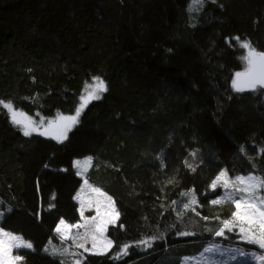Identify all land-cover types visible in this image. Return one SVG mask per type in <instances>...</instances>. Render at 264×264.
<instances>
[{"label": "trees", "instance_id": "1", "mask_svg": "<svg viewBox=\"0 0 264 264\" xmlns=\"http://www.w3.org/2000/svg\"><path fill=\"white\" fill-rule=\"evenodd\" d=\"M191 1L0 0V101L68 115L94 77L107 85L62 142L23 135L0 105V227L33 245L16 251L20 264H68L44 249L69 245L60 219L80 220L75 159L92 158L89 181L120 213L107 230L113 246L82 264H180L234 211L211 203L222 194L215 177L264 178V88L232 87L247 66L234 38L264 52V0ZM184 192L195 211L182 209ZM237 230L224 242L256 250Z\"/></svg>", "mask_w": 264, "mask_h": 264}, {"label": "snow or ice", "instance_id": "2", "mask_svg": "<svg viewBox=\"0 0 264 264\" xmlns=\"http://www.w3.org/2000/svg\"><path fill=\"white\" fill-rule=\"evenodd\" d=\"M194 3L201 4L203 0H194ZM240 43V46L247 50V54L243 57L246 61V68L243 72H237L235 78L232 81V87L238 91H244L246 89L256 90L257 87L264 88V52L257 51L252 47L248 41H240L239 37L234 38ZM107 91V85L100 77H94L93 83L86 89L87 98L100 99L101 94ZM82 99H84L82 97ZM0 105L8 111L11 117V121L14 125L20 127L23 131V135L30 136L33 132H38L40 135L51 136L53 139L62 142L67 138V133L71 130L72 126L78 122L80 112L84 107L81 103L77 108L75 115L72 116H58L55 120L47 122V126L43 127L44 121H40L37 124L21 111H17L11 102L0 101ZM43 127V131L41 128ZM195 155V153H193ZM91 164V157L87 158L83 162L77 161V168H86ZM192 168L191 165H188ZM195 171L194 168H192ZM81 174V173H78ZM172 181L169 180V183ZM87 184V180L84 181ZM222 186L227 194L220 199L212 200L213 205H219L224 202H229L234 205V211L231 213V218L222 220L221 227L215 232L217 236H223L225 230L232 231L234 228H239L242 239L247 240L249 243L258 244L261 249H264V178L257 177L255 175L237 176L235 179H231L228 176L227 170L221 171L215 179L211 182L210 187L215 190L217 186ZM89 187H91L89 185ZM231 189V191H227ZM92 191L97 193L100 197L106 201L103 203L100 200L96 201V215L91 218H84L83 211H81V217L85 219L84 224H69L64 219H60L56 226V232L59 234L61 240L72 239L74 242L77 240L91 239V250L85 247L84 243H79L77 246L82 248L85 252L94 251L95 254H103L105 251L113 246V241L105 238V232L109 224H115L119 218V212L114 206V202L111 197L101 192L99 188H92ZM182 196H191L187 202L182 205L183 210L195 209L192 207L197 204L195 195L191 192H184ZM76 199H80L77 194ZM173 205L178 202L173 201ZM83 201H81V209H83ZM101 207L104 211L101 212ZM182 211L178 210L177 215L181 216ZM198 214V213H197ZM204 219H207L205 217ZM84 228L83 234L77 232L72 234V229ZM192 233L181 232L180 235L187 236ZM156 239L151 237L150 240ZM150 240H142L137 243L151 246ZM32 248L30 242H26L22 237L14 235L11 232L4 231L0 228V264H18L23 259L21 255H12L13 248ZM130 245L125 244L121 250L120 255H126ZM48 251V249H45ZM59 250L52 249V254H57ZM213 248H206L205 252H213ZM68 249H64L63 253H67ZM61 253V254H63ZM119 258V257H117ZM260 264H264V255L255 257ZM74 264H81L79 259L74 261Z\"/></svg>", "mask_w": 264, "mask_h": 264}, {"label": "rangeland", "instance_id": "3", "mask_svg": "<svg viewBox=\"0 0 264 264\" xmlns=\"http://www.w3.org/2000/svg\"><path fill=\"white\" fill-rule=\"evenodd\" d=\"M193 3H194V0L191 1L190 7H191V5ZM200 7H201V4H200ZM239 72H243V71H239ZM234 78H235V76H234ZM92 83H93V81L91 83H88L87 86H85L83 94L81 96L80 103L77 106V108H79L81 103H83L84 104L83 109H84L86 104L89 102V100H91V99L87 98L86 89ZM82 97L84 99H82ZM5 103H7V102H5ZM83 109L81 110V112L83 111ZM16 110L23 112L28 117H31L32 120L35 121L37 124H39L40 121H44L43 127L47 126V122L48 121L55 120L58 116H61V115H63V116H72V115H75V113H76V111H75L73 114H68V115L56 114L53 117H45V116H43L41 114H37V115L33 116V115L27 114L26 112H24L22 110H19V109H16ZM81 112H80V114H81ZM9 116H10V114H9ZM78 119H79V117H78ZM43 127L41 128V131H43ZM20 130L22 131L21 128H20ZM32 134H39V133L38 132H33ZM45 137L53 139L51 136H45ZM54 140H56V139H54ZM87 158H89V157L78 158V159H75L74 162H73V166L75 168V171H76L77 175L81 178L80 187H79L78 191L75 194V200L78 203V210H79L80 220L78 222H76V223H69V224H84L85 223V219L84 218H91V217L96 215V206H97L96 205V201L97 200H100L102 202V204L106 203V201H104V199L102 197H100L97 193L92 191V188H99V187L93 185L89 181L88 176H87L88 171H89V169L91 167V164H92V158H91V164L88 165L86 168H77L76 167V162L77 161L83 162ZM78 173H81V174H78ZM247 175H253V174H239V175H236V176H230L229 175V178L235 179V177H237V176H247ZM85 180H87V182H88L87 184L84 183ZM89 185L91 187H89ZM217 188H221L222 189V194L220 195V198L226 196L227 192L222 186L218 185ZM100 190H101V192L105 193L107 196L111 197L109 194H107L102 189H100ZM227 191H231V189H229ZM262 191H264V190H262ZM77 194H79V197H80L79 200L76 199ZM111 199L114 202V206H115L116 210L118 211L114 199L112 197H111ZM81 201H83V205H84L83 209H81ZM81 211H83V217L84 218L81 217ZM103 211H104V209H103V207H101V212H103ZM3 213H4V211L0 208V220L2 218ZM119 216H120V213H119ZM117 222H118V220L116 221V223ZM66 223H68V222H66ZM110 225H114V224H109L108 227ZM108 227H107V230H108ZM3 230L7 231L5 229H3ZM107 230H106V232L104 234L105 238L111 240V238L107 235ZM55 231H56V228H55ZM7 232H10V231H7ZM77 232L83 234L85 232V229L84 228H78V229L74 228V229H72V234L73 235H75ZM228 232H231V231L225 230L223 236L214 235L215 238L211 239V240H208L204 244L203 249L198 254L193 255V256H185V257H183L181 259L180 264H246L249 261L250 262H254L256 264H260V262L257 261L255 259V257H257L259 255H264V253L262 252V250H264V249H261L258 244L249 243L247 240L242 239V236H241V233L239 232V230H237V233L239 234V236L236 238L237 242L240 241V242H242L244 244L245 243L253 244V245L256 246L257 249L256 250L255 249H251L250 247H247L246 245L238 246L237 244H227L226 242H224V240L229 238V233ZM11 233H13V232H11ZM13 234L14 235H18V234H15V233H13ZM18 236L22 237L21 235H18ZM59 238H60V236H59ZM22 239L24 241H26V242H30V241L24 239L23 237H22ZM64 241L66 243H68L69 245H71V246L65 245V244L56 243L55 241L51 240L45 246V249H48V251H45V252H47L48 254H52V249L53 248L58 249L59 251L55 255L56 256H61L62 260H64L68 264H74V261L77 260V259H79L81 261V264H82V255H84L86 253L87 254H95L94 251L85 252L82 248H79L77 246L79 243H84L85 247H87V248H89L91 250L92 242H91L90 238H88L87 240H77L75 242L72 239H67V240H64ZM21 248H23V247H21ZM66 248L68 249V252L67 253H63V250L66 249ZM206 248H213L214 251L213 252H205ZM18 249H20V248H13L12 249V255L13 256L14 255H18L17 252H16ZM27 249H29V248H27ZM30 249H33V245H32V248H30ZM109 250L110 249L105 251L103 254L107 253ZM78 251H80L79 255L77 253ZM61 253H63V254H61ZM52 255H54V254H52ZM18 264H20V261L18 262Z\"/></svg>", "mask_w": 264, "mask_h": 264}]
</instances>
